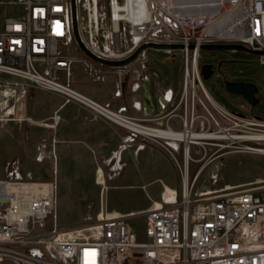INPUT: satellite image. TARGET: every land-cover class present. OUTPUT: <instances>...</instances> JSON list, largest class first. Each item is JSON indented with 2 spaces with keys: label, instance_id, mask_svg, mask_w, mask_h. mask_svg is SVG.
<instances>
[{
  "label": "built area",
  "instance_id": "built-area-1",
  "mask_svg": "<svg viewBox=\"0 0 264 264\" xmlns=\"http://www.w3.org/2000/svg\"><path fill=\"white\" fill-rule=\"evenodd\" d=\"M125 2L75 0L80 39L100 60L124 61L143 44L179 46L183 48L164 53L181 54L185 68L190 69L186 79L197 78L200 84V69L193 72L198 47L237 44L264 52V0H143L146 14L141 20L127 16ZM226 16L230 17L229 27H243V37L223 38L208 31ZM75 45L82 52L73 31L71 0H0V124L15 119L30 127L57 130L62 110L70 105L107 122H112L107 109L123 115L127 112L126 106L114 110L110 103L100 107L73 86L74 61L68 49ZM189 46L195 50H188ZM149 50L154 49L143 51L133 62L139 66V77L147 68ZM83 55L82 67L95 82H105L110 73L121 79L133 64L106 66ZM259 59L264 64V55ZM61 70L65 81L57 76ZM33 87L62 99L47 120L19 114L14 104L8 106L13 99L15 103L25 100ZM132 88L140 89L138 84ZM187 88L189 92L190 84ZM145 91L151 108L152 98L148 89ZM124 92L125 84L120 81L115 95L122 97ZM173 98V91L167 90L163 108ZM199 101L204 113L197 114L194 103L185 108L179 122L169 118L165 124L157 121L151 127L196 137L189 144L182 137L170 139L178 144L176 148L166 144L180 171L181 193L176 191L147 212L142 237L130 225V216L103 214L95 224L61 229L56 182L35 180L17 162L7 163L6 176L0 178V264H264V183L239 191L215 189L223 163L214 161L220 156L201 163L194 172L190 169L191 163L207 158L206 145L217 147V152L220 147H231L221 142L235 141L237 127L245 120L218 113L228 121L224 125L202 99ZM134 107L142 108L139 103ZM199 151L204 155L194 159ZM50 153L53 155L52 148ZM50 219L52 227L46 233Z\"/></svg>",
  "mask_w": 264,
  "mask_h": 264
},
{
  "label": "rangeland",
  "instance_id": "rangeland-1",
  "mask_svg": "<svg viewBox=\"0 0 264 264\" xmlns=\"http://www.w3.org/2000/svg\"><path fill=\"white\" fill-rule=\"evenodd\" d=\"M68 50L69 56L74 60L72 84L80 92L99 103L104 105L112 103L115 106L117 104L126 106L132 100L133 94L136 96L135 92H139L141 110H137L135 114L131 109H127L124 115L135 119L141 125L154 127L157 121V123L161 121L165 124L169 118L179 122L180 117L185 114V108L187 106L192 108L194 103L196 113H204L200 99L218 116L222 124L228 123L206 99L199 85L195 98L190 88L188 96H184L185 64L181 54L164 53L165 50L160 52L149 50L147 68L142 76L139 77L141 72L135 62L131 65L129 73L121 79L116 74L110 73L105 82H95L91 73L82 67L84 55L79 48L75 45L70 46ZM200 55L201 79L208 91L223 108L245 120L241 124L242 127H237L235 134L237 136L264 134V64L259 59L261 55L202 50ZM206 64L214 67V75L207 81L202 76V67ZM57 76L63 81L66 80L65 71H59ZM145 78L149 81L145 82ZM120 81L125 84L122 97L115 95L116 86ZM225 81L256 84L259 89L257 97L260 103L252 107L243 97L229 94L225 89ZM134 84L140 87L135 92L132 88ZM156 87L159 89L156 90ZM196 87L197 84L195 89ZM145 88L148 89L149 96L152 98L153 107L151 108L146 104ZM169 89L173 91L174 98L171 104L163 108V95ZM61 101L59 95L33 87L25 100L15 103L13 99L8 106L11 107L14 104L19 114L24 113L37 120H47L59 108ZM56 104L59 106L56 107ZM253 121L260 124L244 127L246 122ZM109 123L111 126L107 136L102 139L99 138L100 130H96L97 137L88 138L89 141L65 143L58 140L59 127L57 130L30 127L15 119L3 122L0 124V178L6 176L7 163L15 161L25 174L30 173L35 180L56 182L57 221L58 226L65 230L99 222L102 211L106 215L104 211L106 212V208L110 207L113 198L110 200L108 190L104 192V207L102 198L98 195V189L102 192L104 188L115 184L116 180L130 177L135 180V186L124 188L118 193L117 206L124 210L136 211L137 217L130 218L129 221L135 231L142 232L145 229L143 219L146 214L141 210L148 202H150V209L161 205L164 200H168L172 194H175L174 190L180 194L182 184L180 171L167 151L168 146L164 141L153 140L144 135L133 136L134 133L129 129L114 122ZM221 144L231 145V147H220L217 152V147L206 145L207 158L200 163H191V172L196 171L201 163L213 162L220 156L214 161L221 160L223 163V170L217 177V182L213 184L215 189L231 188V191H239L264 183V155L244 153L240 149L241 146H248L264 150V142L240 144L236 141H227ZM124 146L126 149L121 155L123 171H116L114 169L118 162L115 157ZM53 147L52 155L50 152ZM141 147L143 150H140ZM202 155H204L203 152H196L194 159L200 160ZM4 157L6 158L3 161L1 158L4 159ZM149 160L152 168L155 166L158 172L155 179L152 173H142ZM179 161L183 163L181 153ZM216 164L221 165V162L218 161ZM99 180L102 181L101 186L98 185ZM160 180L163 183H160ZM84 188L89 190L87 197L79 193ZM114 204L116 205L115 202ZM52 223V219L47 221L46 233L49 232Z\"/></svg>",
  "mask_w": 264,
  "mask_h": 264
},
{
  "label": "bare ground",
  "instance_id": "bare-ground-1",
  "mask_svg": "<svg viewBox=\"0 0 264 264\" xmlns=\"http://www.w3.org/2000/svg\"><path fill=\"white\" fill-rule=\"evenodd\" d=\"M125 4H126L125 8H126V11H127V16L129 18H133V19H137V20H141V19L144 18L146 12H145V9H144L143 0H126ZM76 14H77V11H76ZM229 20H230L229 16H226L224 18H221L220 20H217L216 22H214L215 26L214 27H209L208 31L209 32H213V33H218L223 38H232V37H241V36L243 37L244 36L243 27H241L239 24L237 25V27H229V23H228ZM134 37H137V35L134 34ZM154 45H156V44H154ZM190 47L191 46L188 47V50H195V47H194V49H190ZM200 47H198V49L196 51V54H195L196 56H195L194 67H193V72L194 73L199 71V61H200V57H201V55H200L201 54V52H200L201 48ZM158 51L160 52L161 50H158ZM165 51H171V50H165ZM130 67L131 66L128 67V70L130 69ZM187 73L188 74L190 73V69L189 68L188 69L184 68L183 93H184L185 97L188 96V93H189L188 92V88H187L188 84H190V86H191L192 95L194 96V98L197 96L196 89H195V85L197 84L203 89V92H204V95H205L206 99L214 106L215 109H217L220 112V114L221 113L222 114H228V113L231 114L229 111H227V109L223 108L218 103V101L212 96V94L208 91V89L206 88V86L203 83L201 78L199 79L200 84H198L197 78H195V80L186 79L187 75H188ZM91 100L94 101L100 107L104 108V106L101 103H99L98 101L94 100L93 98H91ZM107 111H109L108 115H109V117H111L112 122H114L115 124H118V125L126 128V129H129L136 136L144 135V136H147V137L161 138V139L165 140L166 144L168 146H171L172 148H176L178 146V144H176V142L170 141V139H172V138L175 139V137H182L187 142V144H189L190 141L196 137L195 134H190V133L189 134L179 133V135H178L174 131L172 133H168V132H165L163 130H155L154 128L141 125V124L137 123L136 121L129 119L126 115L119 114V113H117V112H115L113 110H109V109H107ZM251 125H254V124L246 122L244 127L251 126ZM233 140H235L236 142H238L240 144L243 143V142H264V134H254V135H247V136H235L233 138ZM125 149H126V146L121 148V151H119L116 154L115 160H117V162H118L117 165H116V168L114 169L116 171H123V167L121 166V163H122L121 162V160H122L121 155H122V152ZM240 149H242L241 152H244V153H252V154L256 153V154L264 155V150L263 149H257V148L248 147V146H241ZM140 150H143V147H141ZM185 163L186 162H184V164ZM216 165H219V164H216ZM184 170L188 171L189 168H186ZM174 192H176V190H174ZM147 212L145 214H147ZM135 216L137 217V215H131L130 217L133 218Z\"/></svg>",
  "mask_w": 264,
  "mask_h": 264
},
{
  "label": "crops",
  "instance_id": "crops-1",
  "mask_svg": "<svg viewBox=\"0 0 264 264\" xmlns=\"http://www.w3.org/2000/svg\"><path fill=\"white\" fill-rule=\"evenodd\" d=\"M138 93L139 92H135V94H137V95L135 96L133 94L132 100L130 102H128L126 105V108L131 109L133 111V113H135V114H136L137 110L134 107V104L139 103V100H140ZM58 106H59V104H58ZM58 106L56 104V107H58ZM110 106L113 109L117 110L118 108L125 106V104H117L115 106L114 104L110 103ZM61 119H62V122H61V125L59 126V132H58V138L59 139L58 140L61 142H65V143H76V142L89 141V140H87L88 138L97 137L96 132H95L96 130H100L99 138L102 139V138L107 136L106 134H107V131L109 130V126H111L110 123L105 121V120L93 119L91 113L88 110L81 108V107L74 106V105L67 106L66 108H64L62 110ZM78 137H81V138L83 137L86 139H81V138L78 139ZM52 149L54 150V147ZM6 157H7V154H6ZM6 157H4V159L3 158H1V159L4 161ZM144 158H148V157L144 156ZM1 163H2V161H1ZM150 164H152V163L149 160L146 167L145 168H143L144 166L142 167L143 168L142 173H150V174L152 173L154 176L153 179H155L157 177L158 172H157V169L155 168V166H154V168H152V166ZM115 182H116L115 184H111L110 186H108V188H106V189L104 188L102 190V192H100V190L98 189V195L102 198V204L104 207H105L104 192H106L108 190L110 192V200L113 198L112 203L110 202V207L106 208V212L104 211V213H106L108 216L136 215V211L124 210L120 206H117L119 204V202L117 200L118 193L124 188L128 189V188L134 187L135 186V180L131 179L130 177L129 178L128 177L127 178L122 177V178L116 180ZM101 183H102V181L99 180L98 185L101 186ZM160 183H163L162 180H160ZM88 191H89L88 189L84 188V190L82 192L79 191V193H83L82 195L84 197L85 196L87 197ZM114 202L116 203V205L114 204ZM149 209H150V202H148L146 204V206L141 211L146 213ZM101 215H103V211H102ZM98 217H100V216L98 215ZM143 220H144V223L146 225L147 217L145 216ZM130 225L133 227L131 222H130ZM143 233H144V230L140 233L138 232L140 237L143 236Z\"/></svg>",
  "mask_w": 264,
  "mask_h": 264
},
{
  "label": "water",
  "instance_id": "water-1",
  "mask_svg": "<svg viewBox=\"0 0 264 264\" xmlns=\"http://www.w3.org/2000/svg\"><path fill=\"white\" fill-rule=\"evenodd\" d=\"M72 4V19H73V31L75 35V39L82 50V52L88 56L89 58L104 64L106 66L113 67H122L133 63L137 57L145 50L154 49V50H179L183 47L172 46V45H154V44H143L126 60L120 62H108L103 61L95 57L92 53H90L85 46L83 45L78 31L77 25V14H76V4L75 0H71ZM202 51L214 52V51H227V52H244L251 55H264V52L251 50L243 45L237 44H227V45H202ZM190 49H194V46H191ZM214 75V67L213 65L206 64L202 67V76L205 81L211 79ZM225 89L229 94L236 95L239 97H243L252 107H256L260 103V99L257 97L259 93V89L254 83L247 82H230L225 81Z\"/></svg>",
  "mask_w": 264,
  "mask_h": 264
},
{
  "label": "flooded vegetation",
  "instance_id": "flooded-vegetation-1",
  "mask_svg": "<svg viewBox=\"0 0 264 264\" xmlns=\"http://www.w3.org/2000/svg\"><path fill=\"white\" fill-rule=\"evenodd\" d=\"M241 148V147H240Z\"/></svg>",
  "mask_w": 264,
  "mask_h": 264
}]
</instances>
